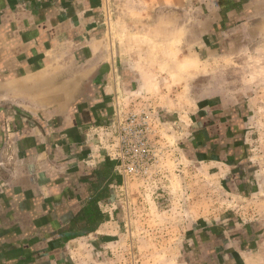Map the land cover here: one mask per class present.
Returning <instances> with one entry per match:
<instances>
[{
  "label": "crops",
  "instance_id": "obj_1",
  "mask_svg": "<svg viewBox=\"0 0 264 264\" xmlns=\"http://www.w3.org/2000/svg\"><path fill=\"white\" fill-rule=\"evenodd\" d=\"M217 1L197 25L137 30L165 47L179 36L175 59L113 48L104 0H0V264H264V0ZM189 13H162L164 26ZM190 71L182 106L149 84ZM147 94L159 125L191 132L181 159L214 168L244 215L169 214L184 188L172 173L137 194L114 155V113Z\"/></svg>",
  "mask_w": 264,
  "mask_h": 264
},
{
  "label": "rangeland",
  "instance_id": "obj_2",
  "mask_svg": "<svg viewBox=\"0 0 264 264\" xmlns=\"http://www.w3.org/2000/svg\"><path fill=\"white\" fill-rule=\"evenodd\" d=\"M215 1L217 0H104L103 10L111 31L112 46L115 48L117 44L121 43L122 45L123 42H125L126 46H130L129 48L131 49L134 46L137 48L139 47L138 49H140V54L142 53L143 57H150V50L154 53V51L158 49L159 56H170L177 59V56L182 52L179 36L175 34L171 39V46L165 47V42L160 38V35L158 40L152 39L151 41L150 33H148L149 31L144 32L137 30L142 29L140 26H143L144 28L149 27V30L155 28L161 31L163 27L164 29L165 27L170 28V26L174 28L176 25L175 22L179 21L181 23L182 20H184V22L188 21L191 26L197 25L196 21L205 14L203 13L205 9H207V13L209 9L216 6ZM185 7L190 9L189 15L185 17H179L177 15L173 24L168 22L169 19H167V24L164 26L165 17L163 14L171 10H180ZM155 45L157 46L155 47ZM127 51L129 50L127 49ZM129 52L132 53V51ZM223 66H225L223 67V71L229 67L228 64H224ZM190 67L192 68V64ZM210 73L211 72H206L207 79L205 85L213 84V79H210L209 76ZM186 76L187 78L184 82L182 79L169 80V86L161 80L156 81V83L155 81H149V84L151 83L152 89L154 90H162L159 91V95H167L171 99L173 98L174 102L178 103V106H182L181 103L184 104L187 97H195L193 94H195L198 85L196 71H190ZM182 92H184V94H181ZM188 93H190L189 96ZM147 96H127L125 105L122 104L121 109L119 108L114 113V121L116 120V115L120 113L121 117L129 114L142 116L149 122V130L146 135L149 137L150 148H148L149 151L146 154L152 155L153 158L147 165H143V171L141 173L128 174L131 183L134 184L135 182L133 185L135 188L133 189H138L136 191L138 192L137 194H141L145 199L150 198L151 193L149 191L143 193V188L141 193H139V189H141L139 185L149 189L150 185L157 184V179L161 177V175L172 173L171 175L173 177L171 178V183L178 186L179 189H181V186H184V188L182 189L183 192L178 190V192L173 193V196H176L174 199L177 201H175L174 208L169 207V214L179 218L180 215L178 214L181 212L184 219H186L185 216H188V219H195L197 215H199L200 212L198 211L200 210H205L206 213L208 211L220 212L225 215H230V213L236 210L241 215H244L246 212L245 207L240 208L242 205H239V208H236V203L231 195L226 193L222 180L218 179L217 176L214 177V168L211 169L212 171H204L199 165L187 164L181 159V149H179V143H177V141H179L178 138L187 137L189 139L192 136L191 132L189 131L187 135L185 133V137L181 136V132L178 131L180 127L177 129L175 126L168 130L165 126H162V123L159 125L160 121L158 118L163 112L158 110L159 108L157 109L156 104L152 103L154 99L151 98L150 94H147ZM259 116V123L255 134L260 137L262 133H264V112L260 111ZM114 125V155H117V128L115 122ZM208 172L212 173L209 174ZM188 186L189 191L186 190ZM199 194L205 197V199L200 202V205L197 203ZM210 204L212 206H210ZM243 205H246V203ZM164 223L165 222L158 224L160 229L165 226L170 227L169 229H175V227L177 228V226H179L176 224L165 225ZM130 259H132V257H130Z\"/></svg>",
  "mask_w": 264,
  "mask_h": 264
},
{
  "label": "built area",
  "instance_id": "obj_3",
  "mask_svg": "<svg viewBox=\"0 0 264 264\" xmlns=\"http://www.w3.org/2000/svg\"><path fill=\"white\" fill-rule=\"evenodd\" d=\"M117 149L120 166L124 175L139 174L143 171V165H147L152 155L146 154L150 148L149 122L145 117L129 114L116 115Z\"/></svg>",
  "mask_w": 264,
  "mask_h": 264
}]
</instances>
